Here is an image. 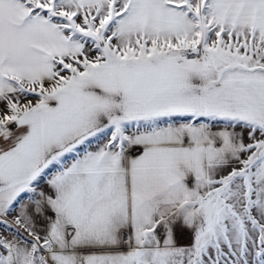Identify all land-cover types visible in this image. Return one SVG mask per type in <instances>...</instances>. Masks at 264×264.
Here are the masks:
<instances>
[{
  "label": "snow or ice",
  "instance_id": "6c2138e0",
  "mask_svg": "<svg viewBox=\"0 0 264 264\" xmlns=\"http://www.w3.org/2000/svg\"><path fill=\"white\" fill-rule=\"evenodd\" d=\"M0 264H264V0H0Z\"/></svg>",
  "mask_w": 264,
  "mask_h": 264
},
{
  "label": "crops",
  "instance_id": "0c3cea01",
  "mask_svg": "<svg viewBox=\"0 0 264 264\" xmlns=\"http://www.w3.org/2000/svg\"><path fill=\"white\" fill-rule=\"evenodd\" d=\"M181 242H186V241H181Z\"/></svg>",
  "mask_w": 264,
  "mask_h": 264
}]
</instances>
